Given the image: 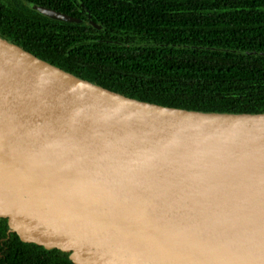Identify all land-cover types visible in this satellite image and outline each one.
<instances>
[{"label": "water", "instance_id": "water-1", "mask_svg": "<svg viewBox=\"0 0 264 264\" xmlns=\"http://www.w3.org/2000/svg\"><path fill=\"white\" fill-rule=\"evenodd\" d=\"M263 157L264 112L130 98L0 36V217L23 242L74 264H264Z\"/></svg>", "mask_w": 264, "mask_h": 264}, {"label": "trees", "instance_id": "trees-1", "mask_svg": "<svg viewBox=\"0 0 264 264\" xmlns=\"http://www.w3.org/2000/svg\"><path fill=\"white\" fill-rule=\"evenodd\" d=\"M0 36L130 98L264 112V0H0ZM0 264L74 263L67 252L21 241L0 217Z\"/></svg>", "mask_w": 264, "mask_h": 264}, {"label": "bare ground", "instance_id": "bare-ground-1", "mask_svg": "<svg viewBox=\"0 0 264 264\" xmlns=\"http://www.w3.org/2000/svg\"><path fill=\"white\" fill-rule=\"evenodd\" d=\"M259 160L262 163V166L264 167V157L263 158H260ZM263 180H264V178H263Z\"/></svg>", "mask_w": 264, "mask_h": 264}, {"label": "rangeland", "instance_id": "rangeland-1", "mask_svg": "<svg viewBox=\"0 0 264 264\" xmlns=\"http://www.w3.org/2000/svg\"><path fill=\"white\" fill-rule=\"evenodd\" d=\"M16 5V4H15ZM32 9H35V8H33L32 6H30Z\"/></svg>", "mask_w": 264, "mask_h": 264}, {"label": "flooded vegetation", "instance_id": "flooded-vegetation-1", "mask_svg": "<svg viewBox=\"0 0 264 264\" xmlns=\"http://www.w3.org/2000/svg\"><path fill=\"white\" fill-rule=\"evenodd\" d=\"M79 22V21H78Z\"/></svg>", "mask_w": 264, "mask_h": 264}]
</instances>
